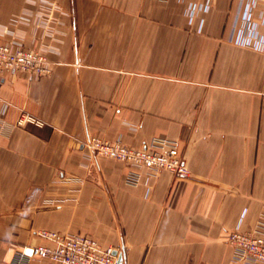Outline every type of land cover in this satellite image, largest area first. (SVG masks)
<instances>
[{
	"label": "crops",
	"instance_id": "1",
	"mask_svg": "<svg viewBox=\"0 0 264 264\" xmlns=\"http://www.w3.org/2000/svg\"><path fill=\"white\" fill-rule=\"evenodd\" d=\"M247 2L211 0L190 23L178 0H0V41L52 68L0 76V264L50 245L42 231L89 235L122 264H241L226 237L264 216V52L241 43ZM93 137L178 141L189 175L129 185Z\"/></svg>",
	"mask_w": 264,
	"mask_h": 264
},
{
	"label": "built area",
	"instance_id": "2",
	"mask_svg": "<svg viewBox=\"0 0 264 264\" xmlns=\"http://www.w3.org/2000/svg\"><path fill=\"white\" fill-rule=\"evenodd\" d=\"M178 1L186 3V15L190 23L211 9V0ZM259 1L261 0H248L244 5L240 17L241 43L264 52V37H258L260 24H264V12L261 23L256 24L253 21V10ZM203 22L201 19L200 25ZM17 72L25 73L33 79H40L50 75L52 68L41 50L0 41V76ZM18 124L21 126L33 124L40 127L44 123L32 116L23 115ZM86 146L97 157L114 159L129 165L132 170L126 177V183L132 186L139 185L145 178L157 177L164 171L178 177L189 175L180 144L175 140L154 138L144 148L135 149L120 142H109L93 137L86 142ZM40 235L51 244L25 249L13 264H25L31 257L46 259L50 264H118V257L114 255L116 250L104 247L89 235L53 231H42ZM226 241L233 247L234 262L264 264V216L254 231H241L238 227L227 235ZM28 249L32 250V254L27 253Z\"/></svg>",
	"mask_w": 264,
	"mask_h": 264
},
{
	"label": "water",
	"instance_id": "3",
	"mask_svg": "<svg viewBox=\"0 0 264 264\" xmlns=\"http://www.w3.org/2000/svg\"><path fill=\"white\" fill-rule=\"evenodd\" d=\"M28 254H32V250L28 249L27 251ZM114 255H116L118 257V264H122L123 260H124V254L119 253L118 251L114 252Z\"/></svg>",
	"mask_w": 264,
	"mask_h": 264
}]
</instances>
